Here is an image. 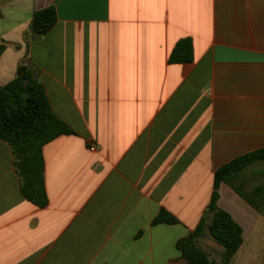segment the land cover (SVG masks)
I'll return each mask as SVG.
<instances>
[{"label": "crops", "instance_id": "1", "mask_svg": "<svg viewBox=\"0 0 264 264\" xmlns=\"http://www.w3.org/2000/svg\"><path fill=\"white\" fill-rule=\"evenodd\" d=\"M50 6L57 23L34 41L33 14ZM183 39L193 61L170 63ZM22 64L74 134L44 147L45 208L22 195L0 139V264H187L176 244L216 170L264 150V0H0V86ZM219 194L244 230L231 264L252 259L263 217L228 185ZM161 210L179 223L154 224Z\"/></svg>", "mask_w": 264, "mask_h": 264}, {"label": "trees", "instance_id": "2", "mask_svg": "<svg viewBox=\"0 0 264 264\" xmlns=\"http://www.w3.org/2000/svg\"><path fill=\"white\" fill-rule=\"evenodd\" d=\"M54 6L36 11L31 21L34 41L46 35L57 23ZM194 59L193 43L180 40L170 55V63H190ZM74 131L52 110L40 74L34 65H20L16 77L0 86V139L12 150L14 166L20 180V190L26 200L39 208L48 205L45 188L44 147L62 135ZM262 167L254 176H264V150L239 156L218 168L214 176V191L200 223L176 248L187 264H231L244 243V230L232 215L218 206L219 189L228 185L264 218V183L250 187L244 175L256 165ZM154 224H178L176 217L161 210ZM210 238L222 247L221 261L212 260L199 241Z\"/></svg>", "mask_w": 264, "mask_h": 264}, {"label": "rangeland", "instance_id": "3", "mask_svg": "<svg viewBox=\"0 0 264 264\" xmlns=\"http://www.w3.org/2000/svg\"><path fill=\"white\" fill-rule=\"evenodd\" d=\"M259 169L260 166H255L252 170L257 171ZM248 177L249 176L247 175V178ZM248 179L249 180L247 181L250 187L264 183V176H256L253 179L249 177ZM260 221L261 222H258L260 224L256 222L258 226L255 228L254 233L252 234V236H254V243L252 244L253 248L251 252L252 259L247 258L246 260H243L240 263L236 264H261L262 262H264V218ZM201 247L209 254L212 260H215L217 262L221 261L220 254L222 247L216 244L210 238H205L201 243Z\"/></svg>", "mask_w": 264, "mask_h": 264}, {"label": "built area", "instance_id": "4", "mask_svg": "<svg viewBox=\"0 0 264 264\" xmlns=\"http://www.w3.org/2000/svg\"><path fill=\"white\" fill-rule=\"evenodd\" d=\"M91 150H94V148H92Z\"/></svg>", "mask_w": 264, "mask_h": 264}]
</instances>
